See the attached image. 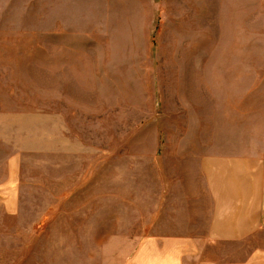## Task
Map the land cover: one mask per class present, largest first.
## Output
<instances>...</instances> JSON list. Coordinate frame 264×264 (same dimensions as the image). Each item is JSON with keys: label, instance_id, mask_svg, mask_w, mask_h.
<instances>
[{"label": "rangeland", "instance_id": "374dc122", "mask_svg": "<svg viewBox=\"0 0 264 264\" xmlns=\"http://www.w3.org/2000/svg\"><path fill=\"white\" fill-rule=\"evenodd\" d=\"M214 160L258 174L241 239L193 228ZM178 259L264 264V0H0V264Z\"/></svg>", "mask_w": 264, "mask_h": 264}, {"label": "crops", "instance_id": "0c3cea01", "mask_svg": "<svg viewBox=\"0 0 264 264\" xmlns=\"http://www.w3.org/2000/svg\"><path fill=\"white\" fill-rule=\"evenodd\" d=\"M214 161H217L216 167L212 169L202 164L205 166L201 167L204 179L195 184L199 188L193 191L197 197L190 201L189 206L190 217L194 215L193 228L202 233V240L206 238L215 242L221 239H241L255 231L261 223V186L258 174L253 178L250 170L241 167V162ZM149 243L148 249L155 245L152 244L155 242ZM179 261L174 260L175 264ZM133 264L136 262L133 261Z\"/></svg>", "mask_w": 264, "mask_h": 264}]
</instances>
